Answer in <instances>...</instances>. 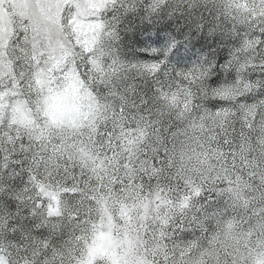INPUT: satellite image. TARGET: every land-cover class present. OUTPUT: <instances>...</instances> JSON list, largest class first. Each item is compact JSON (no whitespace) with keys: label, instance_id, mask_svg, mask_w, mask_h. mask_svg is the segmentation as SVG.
<instances>
[{"label":"snow or ice","instance_id":"1","mask_svg":"<svg viewBox=\"0 0 264 264\" xmlns=\"http://www.w3.org/2000/svg\"><path fill=\"white\" fill-rule=\"evenodd\" d=\"M0 264H264V0H0Z\"/></svg>","mask_w":264,"mask_h":264}]
</instances>
